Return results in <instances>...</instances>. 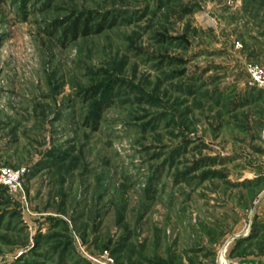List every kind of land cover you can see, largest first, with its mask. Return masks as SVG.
Listing matches in <instances>:
<instances>
[{
    "label": "rangeland",
    "instance_id": "rangeland-1",
    "mask_svg": "<svg viewBox=\"0 0 264 264\" xmlns=\"http://www.w3.org/2000/svg\"><path fill=\"white\" fill-rule=\"evenodd\" d=\"M249 65L264 0H0V264H264Z\"/></svg>",
    "mask_w": 264,
    "mask_h": 264
},
{
    "label": "built area",
    "instance_id": "built-area-1",
    "mask_svg": "<svg viewBox=\"0 0 264 264\" xmlns=\"http://www.w3.org/2000/svg\"><path fill=\"white\" fill-rule=\"evenodd\" d=\"M248 72L250 73V75L253 78V84L260 86L262 88H264V72L261 68H259L258 66H253V65H249L248 66ZM23 171H11L9 169H2L0 171V182H2L3 184L7 185L8 187H10L11 189H18L20 187V178L22 176ZM259 203L263 202L264 203V191L261 194V196L259 197ZM227 247H225L221 253H220V260H221V264H231L229 262V260H227L226 254H227Z\"/></svg>",
    "mask_w": 264,
    "mask_h": 264
},
{
    "label": "trees",
    "instance_id": "trees-1",
    "mask_svg": "<svg viewBox=\"0 0 264 264\" xmlns=\"http://www.w3.org/2000/svg\"><path fill=\"white\" fill-rule=\"evenodd\" d=\"M103 27H105V26H103ZM93 29H94V27L93 28L90 27L87 22H84L82 24L81 20L77 19L72 23V26L70 29L64 31V34L68 37H71L72 35H74L75 37L78 35L87 36L89 34H93V31H94ZM97 29H98L97 32H102V27L99 26ZM80 32L83 34H80Z\"/></svg>",
    "mask_w": 264,
    "mask_h": 264
}]
</instances>
